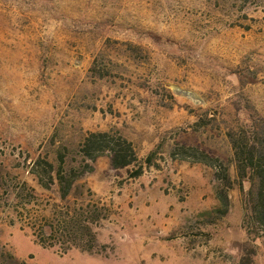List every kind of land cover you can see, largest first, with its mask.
<instances>
[{"label":"rangeland","instance_id":"obj_1","mask_svg":"<svg viewBox=\"0 0 264 264\" xmlns=\"http://www.w3.org/2000/svg\"><path fill=\"white\" fill-rule=\"evenodd\" d=\"M103 132L139 162L91 160ZM247 152L264 168V0H0V264H264ZM62 160L67 201L32 171ZM57 206L100 208V254L35 240Z\"/></svg>","mask_w":264,"mask_h":264},{"label":"trees","instance_id":"obj_2","mask_svg":"<svg viewBox=\"0 0 264 264\" xmlns=\"http://www.w3.org/2000/svg\"><path fill=\"white\" fill-rule=\"evenodd\" d=\"M82 149L91 160H95L105 153H110L112 165L115 169L127 168L133 163L139 162L138 155L131 142L121 137L113 138L107 132L92 133L85 139ZM183 158L188 159V156L185 155ZM242 160H244V165L241 166L242 176L244 177V174L247 175V171H250L253 178L257 179L258 186V197L254 208L255 213L258 214V220L251 219L250 221L248 215L246 217L248 220H246L248 224L264 234V168L261 165L255 167L253 155L251 156L248 152ZM150 162L151 158L149 157L147 163ZM239 163H241L240 159ZM87 169L90 171L92 168L88 166ZM32 171L39 178V184L46 189H51L56 183L60 197L65 201L74 190V182L80 175L86 173L79 166L66 167L64 160L58 167L49 162L39 163L36 169L33 168ZM143 171L144 167L140 166L133 177L140 176ZM45 176L48 182L44 181ZM100 215L101 210L99 207L92 210L89 206H81L78 209L68 206L65 210L64 207L57 206L51 215L43 214V209L40 208L36 212V217L31 218L34 219V224L30 228L35 240L43 247L59 248L62 254H67L73 249H79L90 254H100L95 249L98 243L92 228V224L99 221ZM9 257L12 264H25V262L20 261L11 254Z\"/></svg>","mask_w":264,"mask_h":264}]
</instances>
